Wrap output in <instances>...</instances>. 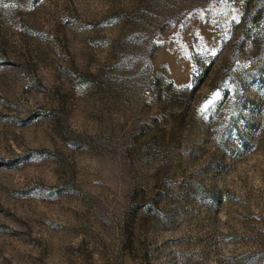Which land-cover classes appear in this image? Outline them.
Here are the masks:
<instances>
[{"label":"rangeland","instance_id":"1","mask_svg":"<svg viewBox=\"0 0 264 264\" xmlns=\"http://www.w3.org/2000/svg\"><path fill=\"white\" fill-rule=\"evenodd\" d=\"M0 264H264V0H0Z\"/></svg>","mask_w":264,"mask_h":264}]
</instances>
